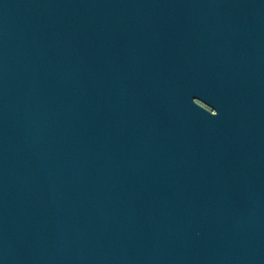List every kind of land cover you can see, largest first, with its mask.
Returning a JSON list of instances; mask_svg holds the SVG:
<instances>
[{
  "label": "water",
  "instance_id": "obj_1",
  "mask_svg": "<svg viewBox=\"0 0 264 264\" xmlns=\"http://www.w3.org/2000/svg\"><path fill=\"white\" fill-rule=\"evenodd\" d=\"M0 264H264V0H0Z\"/></svg>",
  "mask_w": 264,
  "mask_h": 264
}]
</instances>
